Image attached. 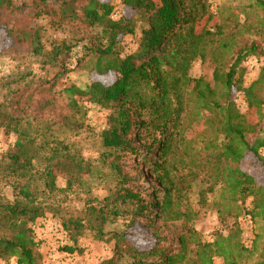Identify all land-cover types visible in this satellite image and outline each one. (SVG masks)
Instances as JSON below:
<instances>
[{"label": "trees", "instance_id": "16d2710c", "mask_svg": "<svg viewBox=\"0 0 264 264\" xmlns=\"http://www.w3.org/2000/svg\"><path fill=\"white\" fill-rule=\"evenodd\" d=\"M111 1L30 0L28 4L15 5L12 0H0V22L29 8L34 17L55 18L52 23L55 28L79 16L88 26L100 28V33L92 38L85 52L97 59L98 74L113 75L111 83L104 86L92 82L84 88L70 86L64 93L75 108L79 101L87 99L92 105L110 111L108 129L102 132L106 151L99 160L111 165L121 179L120 186L103 202L88 201L83 219L69 218L63 227L71 226L76 236L87 230L95 239L102 240L106 235L103 227L119 217L131 215L129 226L138 218L146 225L150 207L160 208L162 212L169 210L173 194L181 197L183 189L172 170L176 162L184 164V159L176 154L174 164H169L168 159L175 153L173 144L182 114L186 106H193L196 117L202 113L209 115L208 129L213 136L203 141L202 148L189 161L195 170L207 175V182L197 193L198 201L203 204L206 194L219 192L221 205L218 212L221 214L223 208L230 215V208H235L233 225L236 231L226 237L216 235L214 241L208 243L201 242L192 229L184 228L176 252L159 247L157 242L148 253L136 252L123 235L112 234L114 256L106 264H112V260L121 255L129 256L132 264H183L190 243L194 244L195 264H213L214 258H222L225 264H244L239 263L240 258L249 250L259 254L255 264H264L263 233L255 232L250 249L244 248L236 239L240 233L239 217H248L255 227L264 222V184H257L251 175L240 169L245 155L251 154L264 170V138H256L249 144L247 137L255 134L257 126L246 123L233 100L235 93L242 92L248 108L255 107L260 111L261 102L254 97L258 82L242 88L241 76L235 78L240 58L227 72L222 68L215 69L213 87L201 77L187 76L192 62L204 57V39L211 35L203 31L194 33L193 24L199 18L197 11L202 8L201 0H118L133 15L120 16L116 20L111 18L115 12ZM135 16L142 22L139 42L133 53L125 54L120 42L135 34ZM4 26L11 40L26 45L30 55L40 59L43 67H64L60 57L71 49L65 41H53L48 49L38 28L10 26L6 21ZM45 89L50 91L52 86ZM39 105L35 107L37 111ZM26 111L17 98L0 103V130L16 136L13 150L0 156V260L38 264V244L30 226L44 217L46 211L61 209L59 205L49 208L43 197L73 192L75 185L82 187V177L90 171V164L80 154L72 152L70 145L54 136L47 121L26 116ZM146 139L158 146L146 153V159L155 153L153 162H145L164 192L162 201L151 205L144 203L138 192L127 186L119 165L123 155L140 154L136 143ZM183 153L188 154L186 148ZM58 175L66 177L64 189L55 185ZM197 175V172L191 173L193 181ZM6 189L10 190L8 199L4 197ZM248 199L250 202L246 207ZM67 250L72 252L70 248Z\"/></svg>", "mask_w": 264, "mask_h": 264}, {"label": "rangeland", "instance_id": "374dc122", "mask_svg": "<svg viewBox=\"0 0 264 264\" xmlns=\"http://www.w3.org/2000/svg\"><path fill=\"white\" fill-rule=\"evenodd\" d=\"M12 1L15 5L30 3V0ZM110 3L115 14H118L116 19L133 15L118 0ZM201 4L202 8L197 11L199 18L193 24L194 33L197 35L203 31L211 35L204 39V57L192 62L187 76L195 79L201 77L213 87L215 69L222 68L227 72L237 58L241 59L235 78L241 76L242 88L258 82L254 97L261 102L260 111H257L255 107L248 108L242 92L233 96L246 123L257 126L255 134L247 137L249 144H253L256 138H264V0H201ZM134 18L137 21L135 34L122 38L120 42L125 54L133 53L139 42L142 22L139 17ZM55 20L46 15L34 17L32 10L26 8L21 14L4 18L0 22V103L17 98L20 106L27 110L26 116L47 121L51 125L52 134L70 145L72 152L80 154L90 164V171L82 177V187L77 188L75 185L73 192L43 197L49 208L50 205H59L61 209L46 211L44 217L30 226L34 241L38 244L37 263L106 264L114 256L115 240L111 239L112 234L123 235L126 242L140 253H148L157 242L159 247H167L169 251L176 252L178 238L183 234L184 228L192 229L201 242L208 243L213 242L216 235L226 237L233 234L231 232L236 231L233 225L236 210L230 208L231 213L228 215L221 208L219 214V192L206 194L203 204L198 201L197 193L202 184L207 182V175L204 171L195 170L189 161L202 148L203 141L212 139L213 136L208 129L209 115L202 113L196 117L193 106H186V111L182 114L178 136L173 144L175 153L168 159L169 164L176 162L175 154L184 159V164L176 162L175 169L172 170L183 189L181 197L173 194L169 210L162 212L160 208L150 207L151 213L147 216L146 225L138 218L129 226L131 215L119 217L103 227L106 235L102 240L95 239L87 230L76 236L71 226L67 229L63 227L69 218L83 219L88 201L98 203L112 197L119 188L121 179L109 163L104 164L99 160L106 151L102 144V132L108 129L110 111L92 105L87 99L79 101L78 97H75L79 101L75 108L64 93V89L70 86L84 88L92 82H99L104 86L111 83L113 75L98 74L97 59L85 52V47L90 46L92 38L100 33V28L88 26L81 16L74 21L63 22L61 27L56 28L52 26ZM5 21L10 26L38 28L42 42L48 49L53 41H65L71 49L68 54L60 57L64 67H43L40 59L30 55L26 45L16 44L11 40L4 26ZM23 74L27 77H23ZM47 84L52 86L50 91L45 89L48 88ZM38 105L39 111L36 109ZM156 137L160 139L158 135ZM15 141L14 134H6L0 130V156L13 150ZM152 142L146 139L140 144L136 143L140 154L123 155L119 160L122 174L128 182L127 186L138 192L148 205L160 203L164 197L160 184L145 162L152 163L155 158V153L145 158L151 148H158ZM185 148L188 154L183 153ZM240 169L251 175L257 184H264V170L251 154L245 155ZM195 172L198 175L193 181L191 173ZM55 185L58 189H64L65 175H58ZM4 197L10 198L9 189L5 190ZM249 202L250 199L246 201V207ZM176 212L181 215L176 216ZM237 224L240 233L236 239L246 249H250L255 232L264 235V222L255 227L248 217H239ZM262 242L264 243V236ZM67 248L72 249V252ZM194 251V244L190 243L183 264H195ZM258 255L257 252L249 250L242 254L239 263L255 264ZM0 264H16V260H0ZM112 264L132 263L129 256L121 255L113 259ZM213 264L225 263L222 258H214Z\"/></svg>", "mask_w": 264, "mask_h": 264}, {"label": "built area", "instance_id": "2783aa9c", "mask_svg": "<svg viewBox=\"0 0 264 264\" xmlns=\"http://www.w3.org/2000/svg\"><path fill=\"white\" fill-rule=\"evenodd\" d=\"M116 16H118V14H115V12H114V14L112 15V17L116 19Z\"/></svg>", "mask_w": 264, "mask_h": 264}]
</instances>
